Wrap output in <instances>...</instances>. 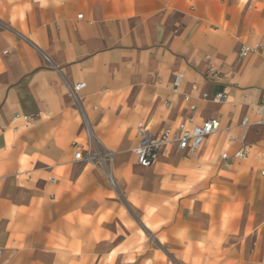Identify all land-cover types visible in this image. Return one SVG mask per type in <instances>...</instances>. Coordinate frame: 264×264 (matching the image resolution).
<instances>
[{
    "label": "crops",
    "instance_id": "1",
    "mask_svg": "<svg viewBox=\"0 0 264 264\" xmlns=\"http://www.w3.org/2000/svg\"><path fill=\"white\" fill-rule=\"evenodd\" d=\"M263 56L264 0H0V264H168L150 262L149 220L179 264H264V235L247 234L264 228ZM189 117L220 130L137 162L139 125ZM77 149L112 153L92 164ZM218 169L229 190L253 191L240 220L224 216Z\"/></svg>",
    "mask_w": 264,
    "mask_h": 264
},
{
    "label": "built area",
    "instance_id": "2",
    "mask_svg": "<svg viewBox=\"0 0 264 264\" xmlns=\"http://www.w3.org/2000/svg\"><path fill=\"white\" fill-rule=\"evenodd\" d=\"M81 16V15H79ZM260 43H254L253 45L244 44L240 47L238 55L240 57H246L250 54L260 53ZM264 61V56H263ZM183 75L178 73L174 75L171 82L172 90L176 91L182 81ZM85 86L84 82L77 83L73 86V90H79ZM206 95L202 94V98ZM189 96L184 99L189 102ZM217 100L225 99V93H218L215 96ZM189 111L195 110V105L188 104ZM259 117L255 120L256 124L264 125V106L259 109ZM13 119H21L27 124H31L36 120L34 114H21L15 113ZM242 124L246 125L249 123L248 116H244L241 121ZM220 130V122L217 118L208 117L200 122H192L191 117L182 119L174 125H166L157 132H151L146 126L139 125L137 127V142L131 148V151L136 156L137 162L142 166L150 165L157 152L165 150L168 146L176 144L180 150H195L202 145L204 140L211 134H214ZM229 140H234V136L229 135ZM112 151L106 150L105 152H86L82 153L80 149H77L73 155L75 160H84L92 164H102L106 159H109ZM246 156L244 146L235 150L232 154L223 152L220 155L221 164L227 166L230 159H242ZM264 173V171H261ZM108 180L111 185H114V179L111 175H108Z\"/></svg>",
    "mask_w": 264,
    "mask_h": 264
},
{
    "label": "rangeland",
    "instance_id": "3",
    "mask_svg": "<svg viewBox=\"0 0 264 264\" xmlns=\"http://www.w3.org/2000/svg\"><path fill=\"white\" fill-rule=\"evenodd\" d=\"M258 155H259V153H258ZM205 174H206L205 172H201L200 175H205ZM108 175L109 174H106V176H108ZM223 175H225L226 177H229V175L226 174L225 172H223L222 170L219 171V169H218V170L214 171V181L216 184V185L215 184L213 185L214 192L215 193L217 192V190H216L217 187L224 189L223 198H225L229 203V210H226L224 212V216L225 217L229 216V217H232V219L237 218L240 220L243 217V207H244L245 203L252 201L254 198L253 191H248L246 189L244 192V195L242 196L239 193V190L241 189L240 188L241 186L239 184H234L235 187L232 190H229L228 185L223 183L224 182ZM215 197H216V195H215ZM130 201H131V198H130ZM132 201L134 202L135 205H137L139 207L140 204L138 201H136V200H132ZM152 212H153V208H150L149 213L151 214ZM146 223L149 226V229H146V227H144L140 222L138 223V226H139V228L142 229V231L145 233V235L147 236V239L150 242V249L147 250V254H149L150 258H151L150 262L156 263L159 261L158 257H160V261H163L164 263L166 262L168 264H179V262H176L173 259H171L169 257V255L165 251H163L162 246L159 244V242L157 240V231H155V229H156V226L158 225L159 221L158 220H149V221H146ZM221 229H223V230L226 229L225 223H223V222L221 225ZM263 231H264V228H263V226H261L255 232L247 231V234L250 235L251 237H254V238L256 237V234H257L258 237L261 238L264 235ZM140 249H141V247H139V246L135 247V250L140 251ZM187 249H190V245L187 247ZM252 259H250L248 261V264L252 263ZM218 260H221V259L218 258L217 261ZM221 264H228V262L226 261V262L221 263Z\"/></svg>",
    "mask_w": 264,
    "mask_h": 264
}]
</instances>
